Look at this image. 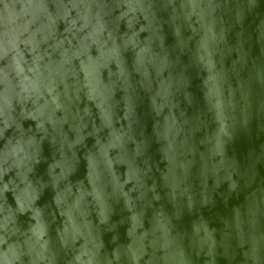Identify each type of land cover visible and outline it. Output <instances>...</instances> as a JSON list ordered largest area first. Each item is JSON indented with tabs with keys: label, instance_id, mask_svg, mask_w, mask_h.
Returning <instances> with one entry per match:
<instances>
[{
	"label": "clouds",
	"instance_id": "obj_1",
	"mask_svg": "<svg viewBox=\"0 0 264 264\" xmlns=\"http://www.w3.org/2000/svg\"><path fill=\"white\" fill-rule=\"evenodd\" d=\"M0 4V264H197L201 253L215 264L217 229L200 217L188 235L175 221L210 203L222 184L230 194L255 181V166L241 172L227 143L254 104L264 115V94L255 92L264 93V43L241 79L249 52L242 32L235 45L229 33L259 0ZM165 23L176 38L171 49ZM259 28L264 42V21ZM145 100L151 133L137 111ZM46 140L54 149L48 179H33ZM82 162L84 175L73 179ZM46 188L52 200L39 206ZM233 212L225 227L243 264H264V186Z\"/></svg>",
	"mask_w": 264,
	"mask_h": 264
},
{
	"label": "water",
	"instance_id": "obj_2",
	"mask_svg": "<svg viewBox=\"0 0 264 264\" xmlns=\"http://www.w3.org/2000/svg\"><path fill=\"white\" fill-rule=\"evenodd\" d=\"M237 0H231L232 6L234 7ZM2 8V4H0ZM160 15L167 20L168 13L161 11ZM226 19H232V17L226 16ZM264 21V0H259V6L253 8L251 11H246L242 24H234L232 31L229 33V42L232 45L236 44L238 39L237 33L242 32L243 35L240 39L244 42V49L249 52V62L248 65L241 70L240 78L246 79L248 77V70L251 68L252 60L260 56L261 43H264L259 40L261 22ZM63 27V26H61ZM124 25H121L123 30ZM164 34H165V46L171 49L176 45V38L173 34L172 28L168 23L164 24ZM188 32H185V35H188ZM147 35L142 33L141 36ZM131 51L128 53L129 58L131 57ZM237 53L232 52L231 56L226 57L225 64L228 67H231L232 60L236 59ZM182 59L187 63L189 55L186 53ZM233 83L235 84V77L233 78ZM201 84L199 79L193 81V92L198 99H200L201 107L206 109V106L203 103V93L201 88L198 85ZM257 95L264 94L260 89H255ZM138 113L141 114L142 119L147 120L148 124V133H151V118L144 117V113L148 111L147 101L140 105L137 109ZM209 120H211V114H209ZM32 121H25V128L30 124H33ZM67 127V126H66ZM215 129V124L210 123L209 131ZM231 139L227 143V154L230 159H235L240 171L243 172L248 169L250 166L254 165L255 168V181L251 184V187L245 188L243 181H241V186L236 192L229 194L228 185L224 183L220 186L219 189L213 193V200L205 205H198L197 209L194 210L192 214H189L185 210L184 215L179 221H175L177 224V230L182 233H187L191 235L192 233V224L193 221L199 220L200 217H203L206 221L209 222L211 227L217 229L215 233V238L217 241L215 248V264H243V254L242 250L237 246L235 239V234L232 229L225 227V221L231 222L234 216L233 209L237 206H242L245 203V198L258 187L264 186V115L258 114L256 112V106L253 105L252 116L247 123H244L242 120H237L236 124L230 129ZM93 143L92 138H89L88 144L91 146ZM156 145L149 150L151 153H155ZM54 149L50 143L46 140L43 143V152L41 163L35 166V172L33 174V179L43 178L45 180L47 177V166L48 163L52 160V153ZM158 158V156H157ZM123 171V168H121ZM84 175V164L81 163L80 169L73 179L82 177ZM7 179V177H5ZM212 181H209L211 186ZM8 201L10 204L15 207V201L11 193H8ZM52 191L51 188H46L42 194L40 200L37 201L39 206L50 202L52 200ZM170 207V206H169ZM126 214V213H125ZM114 220H118L119 216H114ZM19 223L24 227H27L29 221V215H23L18 217ZM127 225H122L119 228L120 240L123 243L127 242L125 235ZM231 233V238H226V234ZM112 233H106L104 240L108 250H111L112 245L109 243L111 240ZM187 242V239H186ZM226 245H230L226 248ZM247 247V245L245 246ZM206 251V249H205ZM210 257L206 256L204 253L200 254V257L197 261V264H207Z\"/></svg>",
	"mask_w": 264,
	"mask_h": 264
}]
</instances>
